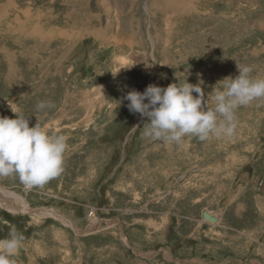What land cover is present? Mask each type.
Returning a JSON list of instances; mask_svg holds the SVG:
<instances>
[{
    "label": "rangeland",
    "instance_id": "rangeland-1",
    "mask_svg": "<svg viewBox=\"0 0 264 264\" xmlns=\"http://www.w3.org/2000/svg\"><path fill=\"white\" fill-rule=\"evenodd\" d=\"M237 63L264 78V0H0V116L67 137L44 187L0 178L15 264H264V99L182 145L144 138L125 99L188 82L207 102Z\"/></svg>",
    "mask_w": 264,
    "mask_h": 264
},
{
    "label": "clouds",
    "instance_id": "clouds-1",
    "mask_svg": "<svg viewBox=\"0 0 264 264\" xmlns=\"http://www.w3.org/2000/svg\"><path fill=\"white\" fill-rule=\"evenodd\" d=\"M237 69L235 78L217 82L207 102L202 88L188 82L167 88L150 84L142 93L130 91L125 97L129 111L148 120L142 136L165 145H182L185 137L200 141L232 137L236 110L264 99V78H252L249 66L237 63ZM51 107L49 102L37 104L38 110ZM66 150L65 135L49 134L39 122L30 127L29 119L18 114L15 119L0 116V178L14 175L26 190L42 188L64 171ZM22 240L15 229L0 239V264H15L13 257Z\"/></svg>",
    "mask_w": 264,
    "mask_h": 264
},
{
    "label": "bare ground",
    "instance_id": "bare-ground-1",
    "mask_svg": "<svg viewBox=\"0 0 264 264\" xmlns=\"http://www.w3.org/2000/svg\"><path fill=\"white\" fill-rule=\"evenodd\" d=\"M168 8L170 9V8H172V7H170L169 6V4H168ZM0 203H1V205L2 206H8L9 208H13V209H18L17 207H19L20 206V204H18V203H15L14 201H10V200H8V199H6V198H3V197H0ZM11 205H13V206H15V207H13V206H11ZM22 207V210H25V211H27V209L28 208H26L25 206H21ZM20 208V207H19ZM32 212V211H31ZM43 212V211H42ZM41 212V213H42ZM35 213H38L39 214V211H35ZM43 215H44V213H42ZM47 214V213H46ZM57 214V213H56ZM211 215V214H210ZM205 220V219H204ZM207 221V220H206Z\"/></svg>",
    "mask_w": 264,
    "mask_h": 264
},
{
    "label": "water",
    "instance_id": "water-1",
    "mask_svg": "<svg viewBox=\"0 0 264 264\" xmlns=\"http://www.w3.org/2000/svg\"><path fill=\"white\" fill-rule=\"evenodd\" d=\"M203 219L207 220L208 222L211 223H217L219 221V219L217 217H214L212 215H210L208 212L204 211L202 214Z\"/></svg>",
    "mask_w": 264,
    "mask_h": 264
}]
</instances>
